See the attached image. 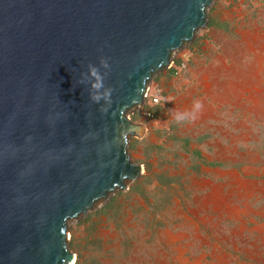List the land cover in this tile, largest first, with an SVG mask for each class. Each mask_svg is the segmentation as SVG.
Returning a JSON list of instances; mask_svg holds the SVG:
<instances>
[{
  "label": "water",
  "instance_id": "1",
  "mask_svg": "<svg viewBox=\"0 0 264 264\" xmlns=\"http://www.w3.org/2000/svg\"><path fill=\"white\" fill-rule=\"evenodd\" d=\"M210 1L0 0V264L74 262L67 224L142 174L127 114Z\"/></svg>",
  "mask_w": 264,
  "mask_h": 264
},
{
  "label": "rangeland",
  "instance_id": "2",
  "mask_svg": "<svg viewBox=\"0 0 264 264\" xmlns=\"http://www.w3.org/2000/svg\"><path fill=\"white\" fill-rule=\"evenodd\" d=\"M205 17L127 114L142 174L67 224L73 264H264V0H211ZM194 101L177 124L169 110Z\"/></svg>",
  "mask_w": 264,
  "mask_h": 264
},
{
  "label": "clouds",
  "instance_id": "3",
  "mask_svg": "<svg viewBox=\"0 0 264 264\" xmlns=\"http://www.w3.org/2000/svg\"><path fill=\"white\" fill-rule=\"evenodd\" d=\"M101 63L103 64L104 67H107V63L105 61H101ZM90 69H91V66H90ZM92 71V75L93 76H97V72L94 70V69H91ZM104 88V85H103V77L102 76H99L97 77V81L94 82L92 85H91V88L92 89H95V88ZM111 92H112V89H106L104 95L105 97L107 98H110L111 96ZM91 99L94 101V102H99V97L97 96H92L91 94ZM163 102V103H171L170 99H167V98H164V97H161L159 95H157L156 97H154V101L153 103H160V102ZM109 103H110V99H109ZM203 108V105L200 101H194L193 103V108L191 111H184V112H179V111H175V109H172V110H169V112L171 113H175V115L173 116V120L177 123V124H182V123H185V122H194L197 118H198V113L202 110ZM159 120H156L155 123L159 124Z\"/></svg>",
  "mask_w": 264,
  "mask_h": 264
},
{
  "label": "crops",
  "instance_id": "4",
  "mask_svg": "<svg viewBox=\"0 0 264 264\" xmlns=\"http://www.w3.org/2000/svg\"><path fill=\"white\" fill-rule=\"evenodd\" d=\"M208 57V56H207ZM210 58H211V56H210ZM204 61H208L207 60V58L205 57V60ZM206 68V67H205ZM205 79H206V77H205ZM163 85H164V83H163ZM159 87H160V89L162 90V91H164V89L162 88V84H159ZM166 90V89H165ZM141 124V123H140ZM143 125V124H142ZM144 132H145V130H144ZM144 134V133H143ZM177 238L176 237H174V236H171V235H169L168 234V240L169 241H175Z\"/></svg>",
  "mask_w": 264,
  "mask_h": 264
},
{
  "label": "built area",
  "instance_id": "5",
  "mask_svg": "<svg viewBox=\"0 0 264 264\" xmlns=\"http://www.w3.org/2000/svg\"><path fill=\"white\" fill-rule=\"evenodd\" d=\"M147 92H148V90H147ZM147 92H146V94H147ZM156 95L157 94L155 92H153L152 95L149 94V96H151L150 101H151L152 104H154L153 101H154V97H156ZM144 99H146V95H145ZM146 116H149V114L146 113Z\"/></svg>",
  "mask_w": 264,
  "mask_h": 264
},
{
  "label": "bare ground",
  "instance_id": "6",
  "mask_svg": "<svg viewBox=\"0 0 264 264\" xmlns=\"http://www.w3.org/2000/svg\"><path fill=\"white\" fill-rule=\"evenodd\" d=\"M75 260V259H74ZM69 264H73V261H71Z\"/></svg>",
  "mask_w": 264,
  "mask_h": 264
}]
</instances>
